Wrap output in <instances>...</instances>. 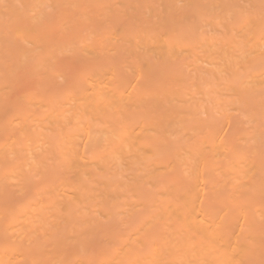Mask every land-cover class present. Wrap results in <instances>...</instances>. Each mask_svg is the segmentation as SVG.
Here are the masks:
<instances>
[{
	"label": "bare ground",
	"instance_id": "1",
	"mask_svg": "<svg viewBox=\"0 0 264 264\" xmlns=\"http://www.w3.org/2000/svg\"><path fill=\"white\" fill-rule=\"evenodd\" d=\"M0 264H264V0H0Z\"/></svg>",
	"mask_w": 264,
	"mask_h": 264
}]
</instances>
